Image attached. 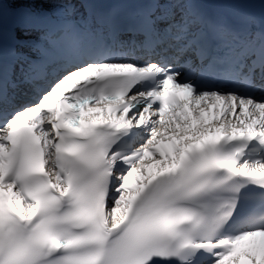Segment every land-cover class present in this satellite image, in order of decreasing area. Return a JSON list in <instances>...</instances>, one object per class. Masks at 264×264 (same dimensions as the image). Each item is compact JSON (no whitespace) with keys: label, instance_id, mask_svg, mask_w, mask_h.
Instances as JSON below:
<instances>
[{"label":"snow or ice","instance_id":"6c2138e0","mask_svg":"<svg viewBox=\"0 0 264 264\" xmlns=\"http://www.w3.org/2000/svg\"><path fill=\"white\" fill-rule=\"evenodd\" d=\"M0 264H264V0H0Z\"/></svg>","mask_w":264,"mask_h":264}]
</instances>
